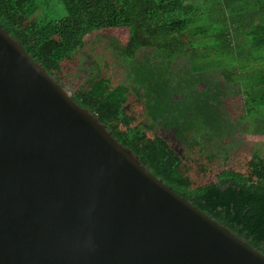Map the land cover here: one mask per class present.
<instances>
[{"label":"water","instance_id":"water-1","mask_svg":"<svg viewBox=\"0 0 264 264\" xmlns=\"http://www.w3.org/2000/svg\"><path fill=\"white\" fill-rule=\"evenodd\" d=\"M0 264H264L155 176L0 24Z\"/></svg>","mask_w":264,"mask_h":264},{"label":"trees","instance_id":"trees-1","mask_svg":"<svg viewBox=\"0 0 264 264\" xmlns=\"http://www.w3.org/2000/svg\"><path fill=\"white\" fill-rule=\"evenodd\" d=\"M59 1L66 14L53 19L39 12L38 0H0V24L65 86L63 63L79 52L86 35L126 27L127 40L113 47L121 56L124 79L114 85L106 71L91 69L85 81L71 87L73 99L95 112L155 176L264 252V154L254 150L244 165L219 166L203 183L190 174L193 165L215 158L213 145L223 136L226 113L219 97L245 68L252 83L249 89L241 90L240 84L237 90L245 101L252 98L264 104V0H256L260 5L256 2L248 15L252 26H243L251 51L229 44L223 51L202 49L204 55L183 33L199 5L210 0ZM225 51L231 55L232 68L229 61L225 64V56L216 59ZM212 55V64L200 62ZM130 94L142 104L141 113L131 109ZM209 95L212 103L207 102ZM167 132L181 144L182 152L171 145Z\"/></svg>","mask_w":264,"mask_h":264},{"label":"rangeland","instance_id":"rangeland-1","mask_svg":"<svg viewBox=\"0 0 264 264\" xmlns=\"http://www.w3.org/2000/svg\"><path fill=\"white\" fill-rule=\"evenodd\" d=\"M38 2L40 3L39 12L45 13L47 18L59 19L66 14V9L59 0H38ZM256 2V0H210L206 4H200L198 11L200 14L197 13L195 20L183 34L187 41L192 42L195 51L203 55L205 52L202 49L207 48L208 52L215 48L223 51L222 49L228 48L229 44L241 45V50L251 51V45L246 42L248 40L247 31H244L243 26L244 24H247V28L252 26L251 23L254 20H252V16L248 15L251 14ZM257 4L259 6L260 2ZM127 38L126 27L104 28L91 35H86L85 43L79 52L73 59L63 63L62 79L65 84L71 89L73 85L85 81L91 69L97 71L99 68L101 72L106 71L112 77L113 84L116 85L124 79L120 72L123 73L125 68L121 63V56L113 47L117 43H125ZM223 56L226 57L225 64L229 61V66H226L232 68L231 55H228L226 51L219 53L216 59L220 60ZM214 58L215 56L212 55L208 57V60L206 57L200 62L211 63V59ZM200 62H196V64ZM106 64L108 65L106 66ZM212 67L210 66V68ZM248 71L247 68L242 71V76L237 77L229 85L230 90L227 85L224 89L222 88L225 92H222L219 102L220 105L223 104L222 108L226 112L223 116L225 118L223 136L215 139L213 149L217 156L215 155L213 160L201 162L198 167L192 166L190 174L197 183L206 182L208 178L215 176L219 166L244 165L254 150H259L264 154V104H259L256 99L252 98L245 101V96L237 90L240 84L241 90L250 88L252 77L250 74H246ZM220 79L225 82L223 76H220ZM199 84L198 87L201 88L203 84ZM252 93L257 96L256 92ZM132 95H129V105L131 109L136 112L139 110L138 113H141L142 104L132 100L134 99ZM207 102L212 103L210 95ZM220 109L218 107L217 110ZM242 117L245 119H240ZM166 134L169 136L171 145L182 152L181 144L168 132ZM223 147L227 151V159L223 158ZM212 168L214 171L210 172ZM206 171L207 174L204 175L203 173Z\"/></svg>","mask_w":264,"mask_h":264}]
</instances>
